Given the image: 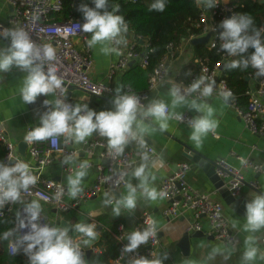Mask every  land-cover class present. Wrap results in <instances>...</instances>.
<instances>
[{"label":"clouds","instance_id":"9594fccd","mask_svg":"<svg viewBox=\"0 0 264 264\" xmlns=\"http://www.w3.org/2000/svg\"><path fill=\"white\" fill-rule=\"evenodd\" d=\"M203 5L211 9L217 5L216 0H202ZM94 7L81 4L79 11L83 14L84 22L81 30L91 34L87 40L89 48L99 46L104 55L119 54V49L113 45L124 42V35L128 26L123 15L118 14L119 8L109 9V0H92ZM167 0H153L150 11L164 12ZM220 31H217V30ZM220 41V48L231 57H240L228 62L224 67L228 70L251 66L256 70L257 77H264V28H257L253 18L248 14H233L224 18L214 29ZM0 37L10 41L8 46L0 49V74L8 73L13 68L20 69L27 74L22 79L19 92L22 101L28 105L37 101L40 96H49L57 90H62L63 81L56 74L54 66L46 63L56 59V51L49 44L37 45L29 32L19 27L0 30ZM252 49L251 53L249 50ZM215 82L205 77L194 79L189 85L173 84L168 95L170 104L162 99H154L144 105L137 95L122 93L116 89L112 100L113 107L96 111L87 103L73 105L67 102L63 94L54 103L44 100V105H51L50 110L40 117L39 125L32 128L23 137V141L32 144L36 141L63 136L65 142L77 144L85 142L95 134L106 138L110 154L120 156L126 147L134 142L141 149L146 148V135L150 129L145 121H154L161 130L169 127L173 119L183 120L184 116L176 111L178 107L194 110L195 115L188 120L190 140L200 147L205 137L214 133L218 127L215 119V109L207 98L214 93ZM198 97H192L193 94ZM221 96L228 102L230 92H222ZM79 159V154H72L64 158L67 165ZM141 162L134 166L131 176L138 181L126 184L127 194L117 198L114 194L105 192L103 203L112 207L113 215L118 217L122 210L132 212L137 207L138 192L149 201L163 200L167 192L157 190L152 186L155 176L151 169L163 167L162 159H153L148 151L140 153ZM14 162V163H10ZM243 163V161H242ZM89 162L81 160L73 173L67 177V190L72 198H76L82 191V181L87 176ZM123 179V176L120 177ZM38 177L32 173L27 163L16 159L11 153L7 162L0 160V207L10 203H23L22 193L37 183ZM63 190L56 193L60 199ZM42 206L38 200L23 204V211L16 215V226L0 233V241H8V252L15 256L23 253L28 264H89L85 259L83 246H87L97 238V226L91 223H75L71 229L67 226H53L42 221ZM143 230L131 231L127 236V244L123 253H131L157 235L156 224L152 220L145 222ZM236 225L233 224V228ZM264 229V192L251 196L245 204L243 231L249 233L244 238V250L241 264H255L256 260L264 259L259 253L257 239L253 233ZM79 234V242L70 233ZM221 254L220 248H214L212 255ZM227 258V257H226ZM167 255L149 259L137 257L132 264H164Z\"/></svg>","mask_w":264,"mask_h":264},{"label":"built area","instance_id":"2783aa9c","mask_svg":"<svg viewBox=\"0 0 264 264\" xmlns=\"http://www.w3.org/2000/svg\"><path fill=\"white\" fill-rule=\"evenodd\" d=\"M77 2L78 0H72ZM136 2L137 0H132ZM7 4L12 8L7 24L0 23V30L4 28L19 27L23 28L31 35L32 40L39 46L49 44L54 47L56 51V59L46 63L48 66L56 68V74L63 81L62 90H57L55 98L62 94L66 96L67 102L75 105L67 96L70 90H80L89 96L100 98L105 95L114 97L116 94L114 90L104 83H96L89 74L92 66L90 57V48L84 47L81 52L75 41L85 40L86 33L81 30V24L84 19L76 17L71 13L68 19L56 21L54 14H61L64 11V0H6ZM203 3L198 0L197 4ZM217 5L211 9L201 8V15L198 27L202 28V36L209 33L211 40L208 46L211 49H216L220 41L217 38V32L214 29L217 25L229 15L235 14V7L228 6L226 3L216 0ZM201 7V6H200ZM129 30V29H128ZM217 31H220L219 29ZM129 33V31H127ZM131 43L123 47L122 44L113 45L119 49V54H116L117 59L110 66L109 79H112L117 73H122L133 63L137 62L142 69L148 67V55L152 52L147 40H142L141 37L131 35ZM3 38V37H1ZM199 37H192V39ZM9 44L10 41L3 38ZM140 47V52L137 49ZM168 56L174 57L175 49L172 44L168 47ZM220 51L218 52V54ZM166 59L155 69L153 73L148 76V90L141 93H134L133 90L127 86L123 87L122 93L137 95L144 105H147L153 99L152 93L162 85L168 78V69ZM224 57V56H223ZM200 67L198 72H194L188 80L177 81L173 80V84H180L182 86L189 85L194 79L205 77L206 80L214 81L215 88L212 96H221L222 92H230V104L237 110L238 115L245 123L250 133L256 136L264 137V81L257 83L258 87L250 89L246 95L248 97L249 106L246 111L240 110L235 101V95L229 88L227 81L222 76L223 65L218 63L213 67L199 61ZM198 97V94H193L192 99ZM85 103V102H80ZM184 119H173L174 122L188 127V120L193 116L189 113H180ZM36 124L27 128L25 135ZM216 136V133H210ZM24 135V136H25ZM45 141H36L32 144H27L26 158H23L18 152L17 146L10 140L5 124L0 120V142L5 150V159L11 153L16 159L27 163L30 170L38 177L37 183L30 186L29 190L22 193V198L30 200H38L41 204L48 206L56 211L54 218L47 217L43 212L42 223L47 222L53 226L58 225L59 216L66 214L80 206L82 202H86L92 197L105 192L110 195L114 194L116 197L118 192L126 187L131 168L137 158L140 157L142 151H148L150 156L154 159L157 152L153 146L146 142V148L141 149L134 142L129 144L125 152L120 156L110 154L107 146L106 138L95 134L83 142L82 148L86 156L91 161L89 162V169L96 170V179L94 183L84 189L74 200L69 203L66 201L68 197L67 186L64 182L55 180L45 176V170L51 166H58L66 178L73 173L75 168L81 162L75 159L73 162L65 165L62 163L65 157L78 153L80 156L81 149L73 146V142H65L63 136ZM94 159H98L99 163H95ZM107 162L105 165L103 162ZM14 163V162H10ZM242 168L232 166L226 159H218L214 162L215 172L218 177L224 181V186L228 189L231 196L237 200L244 198L247 190H258L257 182L246 183L243 170L246 168L252 169L256 173L264 172L261 165L254 164L250 160H243ZM117 167V168H116ZM192 169L191 162H184L178 164L175 170L166 177L160 190L167 192V197L163 199L167 208L163 215L167 223H171L180 218H184L188 222L186 232L193 234L195 232H203L204 224L209 226V236H212L216 241L223 243L226 246H236L237 238L230 230L229 221L224 213L223 205L212 200L210 195L203 194L200 191L191 187L188 183V175ZM123 176V179L120 177ZM62 195L59 200L55 198L56 193L61 192ZM105 196V195H104ZM18 203H10L0 207V217L5 214H15ZM23 211V207L19 212ZM189 218V219H188ZM152 220L155 222L153 215L149 212H144L137 219L134 230H143L146 227L145 222ZM91 224L96 223L94 221ZM156 224V222H155ZM97 226V225H96ZM157 235L150 239L147 244L139 246L138 249L131 253H123L122 249L127 244L128 232L123 224L116 227L115 238L120 247V255L113 264H132V261L137 257H145L155 259L161 248L160 229L156 224ZM74 239V238H73ZM76 240V239H74ZM78 241V240H77ZM79 242V241H78ZM83 247V246H82ZM86 258V250L83 247ZM24 257V264H28L27 257L21 252ZM18 254V255H19Z\"/></svg>","mask_w":264,"mask_h":264},{"label":"crops","instance_id":"0c3cea01","mask_svg":"<svg viewBox=\"0 0 264 264\" xmlns=\"http://www.w3.org/2000/svg\"><path fill=\"white\" fill-rule=\"evenodd\" d=\"M226 2V1H224ZM199 6L208 9L199 3ZM10 6L6 0H0V23L7 24L10 14ZM124 42L121 43L123 47L128 46L132 37L129 33H125ZM210 35L204 34L205 37ZM91 34L86 33L85 40H76L77 48L83 52L84 47L87 46V40ZM211 36V35H210ZM192 38L184 41L175 51L174 57H167L166 65L168 69L167 80L160 85L153 93V99H162L165 102H171V97L168 95L170 83L173 80L189 78L192 73L198 72L200 63L196 57L195 45L192 44ZM211 40V38H210ZM209 40V41H210ZM209 43V42H208ZM208 45V44H205ZM8 46L6 40L0 37V49ZM90 57L92 66L89 74L94 82L104 83L111 87L115 94L116 89L120 88L123 91L121 82L122 73H117L112 79H109L110 66L116 61L115 53L111 55H104L99 51V46L90 48ZM27 73L13 68L8 73L0 74V120L4 122L5 128L8 132L10 140L17 146L24 143L23 137L27 128L39 124L40 117L44 112L50 110L51 105L45 106L44 100L49 99L50 102L55 101V94L49 96H40L33 104L26 105L20 96V86L22 79ZM188 80V79H187ZM257 84V82H255ZM74 104L85 102L89 107L96 111L107 110L113 107L112 100L114 97L105 95L100 98L89 96L88 94L72 89L67 96ZM208 102L215 109V119L218 120V127L215 130L216 136L209 134L204 138L200 147H197L190 140V128L185 125H180L173 120L169 121V127L166 130H161L154 121H145L150 131L146 135V142L153 146L157 152L154 159H162L163 167L159 169H151L152 175L155 179L152 181V186L160 190L163 180L171 175L178 164L184 162H191L188 160L189 151H197L208 156L213 162L218 159H226L232 166L242 168L243 160H250L254 164L263 166L264 168V137L253 135L247 129L245 123L240 118L237 110L230 104V101L225 102L224 99L218 96H211L207 98ZM174 111L178 113H189L193 117L198 115L194 110H189L185 107H178ZM82 143L73 142V146L81 149L79 160L91 161L86 156L82 148ZM23 158H26L23 157ZM95 163L99 160L94 159ZM141 162L140 157L137 158L132 168ZM104 163V162H103ZM192 164V169L188 175V183L194 189L203 194L210 195L212 200L223 205L225 216L229 221V227L232 233L236 235V246H226L223 243L216 241L212 236H209V226L205 223L203 230L204 235L201 238L191 240L190 256L184 257L181 250L177 247L180 239L187 234L186 229L188 222L184 218H180L171 223H167L163 213L167 208L164 200L149 201L138 192L137 207L132 212L122 210V214L118 217L113 215L112 207L106 206L103 201L105 196L99 194L90 198L86 202H82L80 206L66 214L59 216L57 226H61L65 222V226L71 229V225L75 223H84L85 221H94L97 225V238L90 242L89 245L83 246L86 251H96L95 245L100 240L101 230L110 229L111 225L117 227L123 224L126 231L130 233L134 231L137 219L144 212H149L153 215L155 222L160 229L161 248L158 252L157 258L167 255L164 264H241V256L244 250V238L249 235L243 231L244 214L237 213L230 206L226 205L221 195L214 188L206 174L195 164ZM131 168V171H132ZM130 171V173H131ZM45 176L62 181L67 186V178L63 176L60 168L56 165L51 166L45 170ZM246 183L257 182L258 192H264V172L256 173L252 169L246 168L243 170ZM96 170L90 169L87 171V176L82 181L83 190L90 187L96 179ZM138 183L131 174L128 177V183ZM68 187V186H67ZM247 190L244 197L249 194ZM127 194V188H123L118 192L117 198ZM74 200L68 195L66 201L71 203ZM23 203H18L16 211L19 212L23 204L30 203L33 200L22 198ZM41 204V203H40ZM42 212L49 218H54L56 211L48 206L41 204ZM15 212L14 215H17ZM189 219V218H188ZM233 224L236 225L233 228ZM257 239L259 253L264 254V229L257 233H253ZM79 241V236L74 238ZM214 248H220L221 254L214 258H209L212 255ZM227 257V258H226ZM255 264H264V259H257Z\"/></svg>","mask_w":264,"mask_h":264},{"label":"trees","instance_id":"16d2710c","mask_svg":"<svg viewBox=\"0 0 264 264\" xmlns=\"http://www.w3.org/2000/svg\"><path fill=\"white\" fill-rule=\"evenodd\" d=\"M228 6L235 7V14H248L257 28H264V0H218ZM226 1V2H224ZM198 0H167L164 12L150 11L153 0H109V9L119 8L120 15L125 17L130 35L147 40L152 52L148 55V67L142 69L137 62H133L121 75L123 87L129 86L134 93L148 90V76L166 59L169 52L167 47L172 44L176 49L186 40L192 37H200L202 28L198 27L201 8ZM81 4L94 7L92 0H64V11L54 14L56 21L68 19L73 13L76 17L83 19L79 11ZM196 57L201 63L210 67L220 63L223 65L222 76L227 81L229 88L235 95V101L240 110L246 111L249 106L246 93L253 87H258L255 82L264 81V77H257L256 70L251 66L239 67L228 70L224 65L240 57H231L220 48L211 49L208 45H197L195 47ZM220 53L218 54V52ZM253 51L249 50V53ZM137 52H141L140 47ZM224 56V57H223ZM188 78H183L186 81ZM178 79V81H182ZM5 150L0 142V160L4 161ZM84 223H91L85 221ZM16 226V215L5 214L0 217V233ZM115 225L110 229L101 230L100 240L87 259L89 264H113L120 255V247L115 238ZM73 238L79 236L70 233ZM0 264H24L22 255L12 256L8 252V241H0Z\"/></svg>","mask_w":264,"mask_h":264},{"label":"water","instance_id":"95a60500","mask_svg":"<svg viewBox=\"0 0 264 264\" xmlns=\"http://www.w3.org/2000/svg\"><path fill=\"white\" fill-rule=\"evenodd\" d=\"M10 10H12L11 7ZM228 17H230V15ZM210 38H211L210 35H207L205 37L195 38L192 40V44L195 46L205 45L208 44ZM26 149L27 146L25 143L19 144L18 152L22 157L26 156ZM187 158L193 164L197 165L206 174L210 182L213 184L214 188L221 195L225 204L230 206L231 209H233L237 213L243 214V211H245V204L251 199V196L256 193H259L258 190H251L246 197H244L241 200H237L231 196L228 189L224 186V181L217 176L215 172L214 162L211 159H209L208 156L201 154L197 151H189ZM104 164L107 165V162L105 161ZM61 226H65V222H62ZM203 236L204 235L201 232H195L193 234L187 233L180 239V241L177 244V247L181 250L185 258L190 256L191 240L195 238H201ZM91 253L92 250L86 251V257H88Z\"/></svg>","mask_w":264,"mask_h":264}]
</instances>
